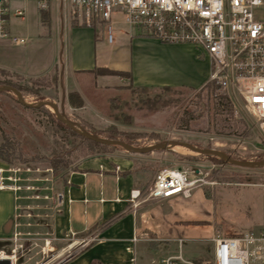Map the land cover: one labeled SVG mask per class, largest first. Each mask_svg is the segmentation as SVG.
I'll list each match as a JSON object with an SVG mask.
<instances>
[{"label":"crops","instance_id":"1","mask_svg":"<svg viewBox=\"0 0 264 264\" xmlns=\"http://www.w3.org/2000/svg\"><path fill=\"white\" fill-rule=\"evenodd\" d=\"M8 1L11 37L0 39V70L29 79L58 71L67 94L76 92L83 99L84 106L76 110L91 114L90 123L102 114L98 101L109 105L129 85L198 91L209 82L211 69L204 57L184 45L162 43L131 27L120 12L114 13L122 17L120 23L114 20L118 23L117 41L109 42L106 24H80L72 17L70 6L60 0H51L48 10H40L36 0ZM18 10L23 16H16ZM13 37L24 42H14ZM95 70L121 72L127 77L96 74ZM3 142L0 133V145ZM155 152L141 155L116 150L93 156L78 163L55 185L61 205H56L50 228L44 230L50 244L56 250L60 245L68 249L88 242L65 264H156L165 257L183 256V251L169 246L174 230L188 232L186 224L211 222L198 210V204L208 199L204 189L194 190L189 199L132 205V191L145 192L154 180L143 163ZM8 168L0 159V170ZM26 192L0 188V251L18 230ZM201 233L213 242V249V240L225 237L216 235L212 225L204 226ZM236 235L240 234L228 233L226 237Z\"/></svg>","mask_w":264,"mask_h":264},{"label":"rangeland","instance_id":"2","mask_svg":"<svg viewBox=\"0 0 264 264\" xmlns=\"http://www.w3.org/2000/svg\"><path fill=\"white\" fill-rule=\"evenodd\" d=\"M115 19L120 23L122 17L113 15L111 21L113 38L117 41ZM121 25L126 26L123 22ZM181 45L194 50L200 57L194 46ZM203 59L212 71L211 60L207 56ZM0 82L21 88L30 105L44 101L55 103L65 120L101 138L124 142L127 141L123 139H128L127 143L140 148L179 141L201 149L222 151L237 161H264V140L256 119L244 108L241 96L233 88L231 98L226 99L212 86L194 91L129 85L125 92L109 101V105L102 99L98 101L102 116L90 123L91 114H82L76 110L79 108L71 106L70 93L63 88L58 71L30 79L0 71ZM0 133L8 137L11 144L5 163L20 170L16 173L18 177L30 179L34 187L25 193L20 225L2 251L11 255L17 250L18 264H47L55 259L58 262L66 255L58 258L66 245L54 250L49 234L44 231L50 228L51 213L57 205L55 185L63 182L81 161L108 150L95 146L65 123H60L53 107L28 108L13 92L0 93ZM117 150L133 153L123 148ZM151 156L143 163L151 177H155L160 168L189 166L202 169L206 179L214 184L199 188L204 189L208 199L198 204V210L211 222L186 224L188 232L177 229L170 236L169 246L177 252L183 251L184 259L211 260L213 242L201 233L204 226L212 225L216 235L225 237L228 233H256L264 229V166L243 168L220 156L201 155L179 146L156 151ZM26 169L31 172L24 171Z\"/></svg>","mask_w":264,"mask_h":264},{"label":"built area","instance_id":"3","mask_svg":"<svg viewBox=\"0 0 264 264\" xmlns=\"http://www.w3.org/2000/svg\"><path fill=\"white\" fill-rule=\"evenodd\" d=\"M40 10H48L51 0H36ZM71 8L72 17L80 24L94 27L106 24L108 40L113 41L111 21L114 13H122L127 23L165 44H189L200 57L212 63L209 82L231 98L232 88L241 96L244 108L256 119L264 140V0H60ZM18 10L16 16H23ZM9 1L0 0V39L10 38ZM14 42L23 39L12 38ZM234 111L237 108L234 103ZM9 167L0 170V188L15 192L31 191L30 179ZM31 172V169L24 170ZM5 173L11 175L5 176ZM26 185H21V182ZM6 182L11 184L6 185ZM214 185L202 169L160 168L145 191L134 190L131 203L161 202L171 198L189 199L194 190ZM58 195L57 206L61 205ZM64 249L58 262L65 264L88 242ZM211 260L198 262L182 256L165 257L156 264H264V229L232 237H216ZM70 247V246H69ZM18 264L17 250L11 255L0 251V260Z\"/></svg>","mask_w":264,"mask_h":264},{"label":"water","instance_id":"4","mask_svg":"<svg viewBox=\"0 0 264 264\" xmlns=\"http://www.w3.org/2000/svg\"><path fill=\"white\" fill-rule=\"evenodd\" d=\"M2 92H13V93L17 94L20 102L28 108L39 109V108L48 107V106L53 107L58 120L65 123L71 129H73L77 133L81 134L82 136H84L88 140L94 141V142L102 144V145L120 147V148H123L125 150L131 151L135 154H141V155L148 154V153H151L154 151H160V150L166 151V150L173 149L177 146H181V147L186 148V149H188L194 153H197V154L209 155V156H220L223 159H225L227 162L234 164V165H237V166H240V167H243V168H253V167L264 166V161H260V162L237 161L222 151L214 150V149H211V150L210 149H201V148H198L192 144L185 143V142L166 141L162 144L154 145V146H151L148 148H140V147L134 146L132 144H129L127 142L121 141V140L101 138V137H98V136H95V135L88 133L79 124L74 123L70 120H65L63 118L64 115H62L59 112L58 106L53 102L44 101V102H41L40 104H38L36 106L30 105L25 101L22 93L12 86L0 87V93H2ZM76 128H78V130ZM0 264H11V261L9 259L0 260Z\"/></svg>","mask_w":264,"mask_h":264},{"label":"trees","instance_id":"5","mask_svg":"<svg viewBox=\"0 0 264 264\" xmlns=\"http://www.w3.org/2000/svg\"><path fill=\"white\" fill-rule=\"evenodd\" d=\"M2 71V70H0ZM96 74H105V75H126L125 73H121V72H113V71H109V70H95L94 71ZM5 86H10V84L8 83H4V82H0V87H5ZM208 86H212L214 87L216 90H217V87L215 85H212L210 83H208L204 88H207ZM20 92L22 91L21 88L19 87H16ZM203 88V89H204ZM223 96H226V99H227V95H223ZM69 102L71 104L72 107H75V108H81L84 106V101L83 99L81 98V96L76 93V92H72L69 94ZM45 108V107H44ZM60 123H63L60 121ZM79 134V133H77ZM119 135H123V136H126L125 133H118ZM81 135V134H79ZM111 139V138H109ZM156 139H159L158 136H156ZM123 140H126L127 142L128 139H123ZM92 144H94L95 146L97 147H101V148H105L107 149L108 151L106 152H113V151H116L117 149H122L120 147H115V146H106V145H102V144H99V143H96L94 141H91L89 140ZM131 144V143H130ZM10 151H11V144L8 140V137L4 136V142L2 143V145H0V159L4 162H7L8 161V157H9V154H10Z\"/></svg>","mask_w":264,"mask_h":264},{"label":"bare ground","instance_id":"6","mask_svg":"<svg viewBox=\"0 0 264 264\" xmlns=\"http://www.w3.org/2000/svg\"><path fill=\"white\" fill-rule=\"evenodd\" d=\"M178 147V146H177ZM179 147H181V146H179ZM69 248H74L73 246H70Z\"/></svg>","mask_w":264,"mask_h":264}]
</instances>
